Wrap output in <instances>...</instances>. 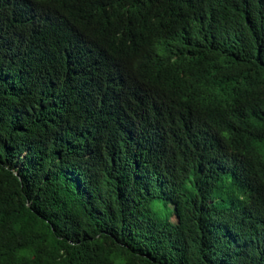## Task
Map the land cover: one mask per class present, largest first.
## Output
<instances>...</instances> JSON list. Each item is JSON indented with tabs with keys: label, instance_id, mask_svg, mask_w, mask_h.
<instances>
[{
	"label": "trees",
	"instance_id": "trees-1",
	"mask_svg": "<svg viewBox=\"0 0 264 264\" xmlns=\"http://www.w3.org/2000/svg\"><path fill=\"white\" fill-rule=\"evenodd\" d=\"M0 264H264V0H0Z\"/></svg>",
	"mask_w": 264,
	"mask_h": 264
},
{
	"label": "rangeland",
	"instance_id": "rangeland-1",
	"mask_svg": "<svg viewBox=\"0 0 264 264\" xmlns=\"http://www.w3.org/2000/svg\"><path fill=\"white\" fill-rule=\"evenodd\" d=\"M152 206L162 216H165L170 210L160 199H154L152 202ZM168 206H170V208L172 207L170 204Z\"/></svg>",
	"mask_w": 264,
	"mask_h": 264
}]
</instances>
